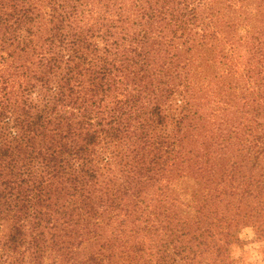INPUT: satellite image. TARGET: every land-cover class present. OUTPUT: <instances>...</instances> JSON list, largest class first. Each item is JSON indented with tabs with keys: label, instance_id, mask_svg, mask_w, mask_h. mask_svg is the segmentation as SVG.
Instances as JSON below:
<instances>
[{
	"label": "trees",
	"instance_id": "1",
	"mask_svg": "<svg viewBox=\"0 0 264 264\" xmlns=\"http://www.w3.org/2000/svg\"><path fill=\"white\" fill-rule=\"evenodd\" d=\"M264 237V0H0V264H240Z\"/></svg>",
	"mask_w": 264,
	"mask_h": 264
},
{
	"label": "rangeland",
	"instance_id": "2",
	"mask_svg": "<svg viewBox=\"0 0 264 264\" xmlns=\"http://www.w3.org/2000/svg\"><path fill=\"white\" fill-rule=\"evenodd\" d=\"M242 247L236 255L240 257V264H264V237L256 234L255 228L243 227L240 231Z\"/></svg>",
	"mask_w": 264,
	"mask_h": 264
}]
</instances>
